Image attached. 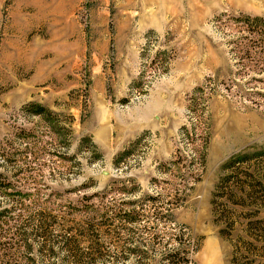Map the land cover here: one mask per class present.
Here are the masks:
<instances>
[{
    "label": "rangeland",
    "instance_id": "obj_1",
    "mask_svg": "<svg viewBox=\"0 0 264 264\" xmlns=\"http://www.w3.org/2000/svg\"><path fill=\"white\" fill-rule=\"evenodd\" d=\"M0 175L80 264H264V0H0Z\"/></svg>",
    "mask_w": 264,
    "mask_h": 264
},
{
    "label": "trees",
    "instance_id": "obj_2",
    "mask_svg": "<svg viewBox=\"0 0 264 264\" xmlns=\"http://www.w3.org/2000/svg\"><path fill=\"white\" fill-rule=\"evenodd\" d=\"M256 19L263 20L261 17ZM44 110L46 109L39 105L36 112L43 113ZM17 194L2 185L0 175V197L8 203H0V264H80L83 255L72 257L68 254L61 257L53 250L51 246L56 240L48 242L46 239L53 222L47 223L48 216L43 212L38 215L39 218L35 215H25L24 212L28 208L15 196ZM36 241L40 245L38 249L34 246ZM64 242L68 244V240Z\"/></svg>",
    "mask_w": 264,
    "mask_h": 264
},
{
    "label": "water",
    "instance_id": "obj_3",
    "mask_svg": "<svg viewBox=\"0 0 264 264\" xmlns=\"http://www.w3.org/2000/svg\"><path fill=\"white\" fill-rule=\"evenodd\" d=\"M104 174H108L105 170L103 171Z\"/></svg>",
    "mask_w": 264,
    "mask_h": 264
}]
</instances>
